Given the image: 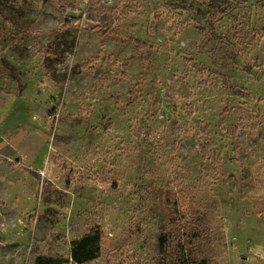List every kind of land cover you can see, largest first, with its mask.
I'll return each instance as SVG.
<instances>
[{
	"label": "rangeland",
	"instance_id": "rangeland-1",
	"mask_svg": "<svg viewBox=\"0 0 264 264\" xmlns=\"http://www.w3.org/2000/svg\"><path fill=\"white\" fill-rule=\"evenodd\" d=\"M94 232L264 264V0H0V264Z\"/></svg>",
	"mask_w": 264,
	"mask_h": 264
},
{
	"label": "trees",
	"instance_id": "trees-1",
	"mask_svg": "<svg viewBox=\"0 0 264 264\" xmlns=\"http://www.w3.org/2000/svg\"><path fill=\"white\" fill-rule=\"evenodd\" d=\"M45 9L52 11L58 14V11L55 9L52 3H44ZM201 154L207 153L205 145L200 147ZM100 242L101 237L98 232L89 233L83 236L81 239L75 241L72 244L71 257L74 262L81 264L92 259H95L100 254ZM188 243V242H186ZM168 240L165 237L160 239V253L162 255V264H207V261L204 257L195 258L192 256L191 251L182 245H179V252L176 254L175 259H171L170 255L166 253V247ZM189 244V243H188ZM168 258V259H166ZM165 260V261H163Z\"/></svg>",
	"mask_w": 264,
	"mask_h": 264
}]
</instances>
